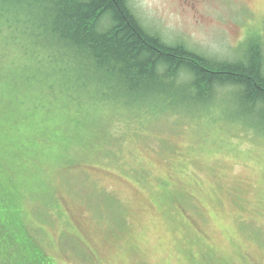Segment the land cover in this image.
Listing matches in <instances>:
<instances>
[{"label": "rangeland", "instance_id": "rangeland-1", "mask_svg": "<svg viewBox=\"0 0 264 264\" xmlns=\"http://www.w3.org/2000/svg\"><path fill=\"white\" fill-rule=\"evenodd\" d=\"M130 5L168 44L264 51V0ZM21 46L0 36V264H264V122L231 87L145 108L108 84L66 90Z\"/></svg>", "mask_w": 264, "mask_h": 264}, {"label": "trees", "instance_id": "trees-1", "mask_svg": "<svg viewBox=\"0 0 264 264\" xmlns=\"http://www.w3.org/2000/svg\"><path fill=\"white\" fill-rule=\"evenodd\" d=\"M6 34L20 41L23 54L60 73L66 90L108 84L133 95L128 98L132 105L204 107L214 102L219 88L231 87L242 113L264 122L259 43L246 50L243 60L218 61L150 34L130 0H0V36ZM142 90L145 96H135Z\"/></svg>", "mask_w": 264, "mask_h": 264}]
</instances>
